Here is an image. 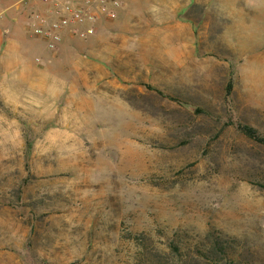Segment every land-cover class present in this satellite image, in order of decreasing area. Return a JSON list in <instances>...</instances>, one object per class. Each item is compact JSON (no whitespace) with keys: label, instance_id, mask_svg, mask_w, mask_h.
Listing matches in <instances>:
<instances>
[{"label":"rangeland","instance_id":"374dc122","mask_svg":"<svg viewBox=\"0 0 264 264\" xmlns=\"http://www.w3.org/2000/svg\"><path fill=\"white\" fill-rule=\"evenodd\" d=\"M34 10L0 0V264H264V0H128L59 50Z\"/></svg>","mask_w":264,"mask_h":264},{"label":"built area","instance_id":"2783aa9c","mask_svg":"<svg viewBox=\"0 0 264 264\" xmlns=\"http://www.w3.org/2000/svg\"><path fill=\"white\" fill-rule=\"evenodd\" d=\"M44 9L29 14L28 31L46 41L55 50L67 32L85 38L95 32L100 19H114L123 0H39Z\"/></svg>","mask_w":264,"mask_h":264},{"label":"crops","instance_id":"0c3cea01","mask_svg":"<svg viewBox=\"0 0 264 264\" xmlns=\"http://www.w3.org/2000/svg\"><path fill=\"white\" fill-rule=\"evenodd\" d=\"M127 1L128 0H123V5H122V7L118 10V13L123 9V8H125V6H126V4H127ZM39 6H40V9H44V7L39 3ZM113 20L114 19H100V20H98L96 23H95V32H93L91 35H96V34H98V32H99V26L101 25V24H103V23H111V22H113ZM178 23H175L174 24V26L172 25L171 26V29H170V31H171V35H175L176 37H178L179 38V34H178V32H179V28H178ZM65 34V36L63 35V37H62V40H61V42H59V44H58V50H59V47H60V45H61V43H62V41L64 40V39H66V38H73L72 36H70V35H68L67 33H64ZM57 50V51H58ZM57 51H55V52H57ZM99 69V71H101L102 72V69H100V68H98ZM43 87V86H42ZM50 87H52V86H50ZM43 91V90H42Z\"/></svg>","mask_w":264,"mask_h":264},{"label":"trees","instance_id":"16d2710c","mask_svg":"<svg viewBox=\"0 0 264 264\" xmlns=\"http://www.w3.org/2000/svg\"><path fill=\"white\" fill-rule=\"evenodd\" d=\"M232 89V80L230 79L228 82H227V85H226V91H227V96L229 94V92L231 91ZM237 128L241 131H243L246 135H248L249 137L251 138H255V139H261L262 141H264L263 138H260L258 135H257V132L256 130L252 127V126H249V125H246V124H243V123H240L238 122L237 124Z\"/></svg>","mask_w":264,"mask_h":264}]
</instances>
